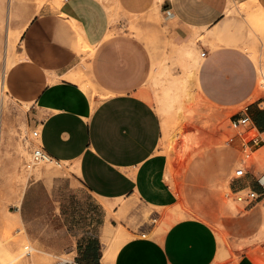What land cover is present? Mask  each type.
Returning a JSON list of instances; mask_svg holds the SVG:
<instances>
[{
    "label": "crops",
    "instance_id": "obj_1",
    "mask_svg": "<svg viewBox=\"0 0 264 264\" xmlns=\"http://www.w3.org/2000/svg\"><path fill=\"white\" fill-rule=\"evenodd\" d=\"M240 5L264 10V0H63L60 9L20 27V59L4 76L3 86L30 104L29 126L40 127L50 159L69 163L95 198L137 197L148 206L170 208L177 195L167 182V159L159 153L161 119L140 96L151 59L144 45L126 33L118 12L160 13L192 49L204 37L198 44L199 94L236 108L250 102L258 88L257 67L245 50L251 26ZM83 43L92 54H79ZM75 72L91 79L96 95L82 89L85 78L73 80ZM244 115L262 136L264 95L234 117ZM242 189H252L264 200V174L250 168L235 184L236 191ZM111 229L108 224L102 233L104 246L111 239L125 241L112 251L113 264H213L219 251L214 230L198 219L179 220L159 237L129 241L127 234L108 235ZM104 258L102 243L87 238L69 264H105ZM237 264L257 263L244 255Z\"/></svg>",
    "mask_w": 264,
    "mask_h": 264
},
{
    "label": "rangeland",
    "instance_id": "obj_2",
    "mask_svg": "<svg viewBox=\"0 0 264 264\" xmlns=\"http://www.w3.org/2000/svg\"><path fill=\"white\" fill-rule=\"evenodd\" d=\"M39 1L0 0V264L72 262L77 245L87 238L99 240L105 264H113L112 251L125 241L111 239L104 246L102 233L108 224L124 228L129 241L143 235L159 237L175 222L189 218L202 220L214 230L219 251L213 264H237L244 255L264 264V200L245 207L235 190V172L245 162L243 140L252 135L235 129L231 122L236 113L264 95V10L240 5L251 26L245 50L257 67L258 88L250 102L236 108L210 102L190 78L187 89L179 93L181 101L165 98V89L171 81L185 78L192 61L181 55L185 45L160 13L134 16L118 12L126 33L144 45L151 59L140 96L161 119L159 153L167 159V182L177 195L174 206L155 208L137 197L95 198L69 163H34L30 104L4 93L2 83L20 59V27L63 3ZM204 40L199 38L191 48L195 58H201L198 44ZM89 51L84 53L89 55ZM73 74L91 81L82 73ZM91 90L97 94L93 84ZM261 138L263 143L245 166L264 174V134Z\"/></svg>",
    "mask_w": 264,
    "mask_h": 264
},
{
    "label": "built area",
    "instance_id": "obj_3",
    "mask_svg": "<svg viewBox=\"0 0 264 264\" xmlns=\"http://www.w3.org/2000/svg\"><path fill=\"white\" fill-rule=\"evenodd\" d=\"M232 126L237 130H244L242 133L251 134L252 137L250 140L246 141L243 140L242 144V153L245 158V162L243 163L244 166H242L240 169H238L236 174V179H240L244 176H246L248 172V167L245 166V163L251 158V156L257 152V148L263 143V139L261 138L260 134L257 132V130L253 127V124L250 120V117L247 115L241 116L239 118H236L233 116L232 120ZM31 148L33 150V161L34 163H39L43 161H47L49 158H51L46 151L44 150L41 142V130L40 127L37 126L32 131V140L30 142ZM237 200L243 204H245V207L252 206L256 202H259L263 195L258 194L252 189H242L237 190ZM60 264H69V262L60 263Z\"/></svg>",
    "mask_w": 264,
    "mask_h": 264
},
{
    "label": "bare ground",
    "instance_id": "obj_4",
    "mask_svg": "<svg viewBox=\"0 0 264 264\" xmlns=\"http://www.w3.org/2000/svg\"><path fill=\"white\" fill-rule=\"evenodd\" d=\"M38 1V0H37ZM44 1V0H43ZM41 2V0L39 1ZM54 2V1H53ZM61 3V4H60ZM60 3H53L55 5H57V10L60 9L61 5H62V1H60ZM38 8V7H37ZM56 10V9H55ZM25 29V28H23ZM18 37V36H17ZM16 37V38H17ZM193 43V42H192ZM192 45V44H191ZM193 46V45H192ZM90 50L89 52H91V47L88 45V44H85L83 43V46H82V49H81V53L83 54L84 52ZM181 55L183 58H188V59H192V61L187 65V73H186V76L185 78H183L182 80H173L171 81V84L165 89V98H167L169 101H176L180 100V92L185 88V83L187 82V79H194V81L196 80V74H197V71H198V67H199V61L197 59V57L195 58L194 55L195 53L193 52V50L191 49V47H182L181 48ZM252 55V54H251ZM262 76L264 77V71L262 72ZM165 77V76H164ZM74 81H77V82H81L82 81V78L81 77H77V78H74L73 79ZM90 81V80H89ZM91 82V81H90ZM90 82H86V83H83L81 86H82V89L85 91V92H89L90 91V88L92 87V84ZM2 87H3V90H4V93L7 94V89L5 87V85L3 86V83H2ZM2 90V91H3ZM186 93V91H185ZM183 96V95H182ZM166 104L168 105H171L172 103L171 102H166ZM176 105V104H175ZM173 106V105H171ZM179 106V104H178ZM172 109V108H171ZM179 110V109H178ZM47 162H50L53 163V162H56L55 160L53 159H48ZM57 163V162H56ZM49 164V166H51ZM58 165L62 166V164L60 163H57ZM53 165V164H52ZM3 221H1V224H2ZM126 234V231L124 228H118V229H111L109 230L108 232V235L110 236H116V237H121V236H124ZM145 236V235H144ZM143 236V237H144ZM3 250V249H2ZM22 250V249H21Z\"/></svg>",
    "mask_w": 264,
    "mask_h": 264
}]
</instances>
